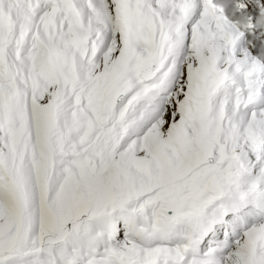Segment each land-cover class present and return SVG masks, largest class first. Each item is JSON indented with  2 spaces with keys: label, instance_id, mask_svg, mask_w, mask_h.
Wrapping results in <instances>:
<instances>
[{
  "label": "snow or ice",
  "instance_id": "snow-or-ice-1",
  "mask_svg": "<svg viewBox=\"0 0 264 264\" xmlns=\"http://www.w3.org/2000/svg\"><path fill=\"white\" fill-rule=\"evenodd\" d=\"M0 264H264V0H0Z\"/></svg>",
  "mask_w": 264,
  "mask_h": 264
}]
</instances>
